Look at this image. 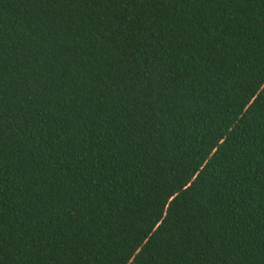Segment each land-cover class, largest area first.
<instances>
[{"label":"trees","instance_id":"16d2710c","mask_svg":"<svg viewBox=\"0 0 264 264\" xmlns=\"http://www.w3.org/2000/svg\"><path fill=\"white\" fill-rule=\"evenodd\" d=\"M0 264H264V0H0Z\"/></svg>","mask_w":264,"mask_h":264}]
</instances>
